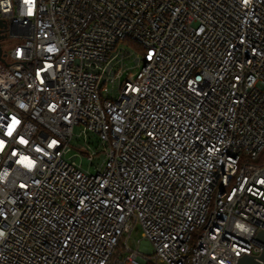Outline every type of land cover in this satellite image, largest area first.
<instances>
[{"label":"built area","instance_id":"1","mask_svg":"<svg viewBox=\"0 0 264 264\" xmlns=\"http://www.w3.org/2000/svg\"><path fill=\"white\" fill-rule=\"evenodd\" d=\"M0 21L18 39L0 62V264L262 255L264 0H0ZM77 128L105 152L96 173L69 156Z\"/></svg>","mask_w":264,"mask_h":264},{"label":"rangeland","instance_id":"2","mask_svg":"<svg viewBox=\"0 0 264 264\" xmlns=\"http://www.w3.org/2000/svg\"><path fill=\"white\" fill-rule=\"evenodd\" d=\"M18 42V39L15 38H8L6 40H1L2 48L4 52L10 51ZM126 44H122L121 47H125ZM126 62V68L129 72L138 74L142 68V64L138 62V59L135 54L130 55L125 59ZM127 78V73L123 76V78L120 80L123 82ZM120 82V83H121ZM110 97L117 98L119 96V83H116L115 86L111 87V92L109 94ZM80 133V129L75 130V139L72 143V152L69 156H73L74 154H78V156L73 157L74 161H77L80 163L85 170H89L91 173H96L98 168L101 166L102 162L105 159V152L103 148L99 145V143H96V137L93 135H89L88 138L85 139V137L81 136L78 137V134ZM78 145H89L92 149L97 150L99 153L95 157V159L90 162L88 159V156L85 154H81V151L77 148ZM142 235V228L140 225H137L135 227V230L133 231L130 239H129V246L131 249H137L140 247V244L143 240ZM126 255V254H124Z\"/></svg>","mask_w":264,"mask_h":264},{"label":"water","instance_id":"3","mask_svg":"<svg viewBox=\"0 0 264 264\" xmlns=\"http://www.w3.org/2000/svg\"><path fill=\"white\" fill-rule=\"evenodd\" d=\"M6 24L2 21H0V28H5ZM2 30L0 29V34ZM5 37L0 36V62L5 63V54L4 50L2 48V43L1 40L4 39ZM256 241L264 245V230L262 229L259 231L258 235L256 236ZM238 264H264V251L260 257H254V256H249L245 254L243 257L239 258Z\"/></svg>","mask_w":264,"mask_h":264},{"label":"snow or ice","instance_id":"4","mask_svg":"<svg viewBox=\"0 0 264 264\" xmlns=\"http://www.w3.org/2000/svg\"><path fill=\"white\" fill-rule=\"evenodd\" d=\"M245 3H247V0H245Z\"/></svg>","mask_w":264,"mask_h":264},{"label":"flooded vegetation","instance_id":"5","mask_svg":"<svg viewBox=\"0 0 264 264\" xmlns=\"http://www.w3.org/2000/svg\"><path fill=\"white\" fill-rule=\"evenodd\" d=\"M0 36H3L2 34Z\"/></svg>","mask_w":264,"mask_h":264}]
</instances>
